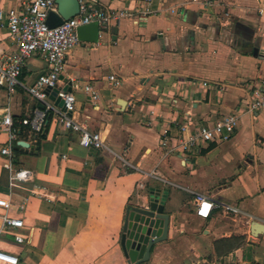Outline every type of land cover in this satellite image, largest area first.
Instances as JSON below:
<instances>
[{"label": "crops", "instance_id": "obj_1", "mask_svg": "<svg viewBox=\"0 0 264 264\" xmlns=\"http://www.w3.org/2000/svg\"><path fill=\"white\" fill-rule=\"evenodd\" d=\"M30 1L0 0V12ZM101 1L128 15L102 27L98 42L69 52L61 90L76 98L74 120L100 133L103 145H82L80 132L52 113L40 149L35 130L14 137L31 146H20L15 168L31 170L33 179L11 188L1 154L11 137L0 126V214L26 226L5 232L0 219V251L18 258L0 264H130L121 246L125 216L151 188L166 194L170 225L143 264H264V232L251 233L253 222L264 225V109L248 111L253 92H264V0ZM16 49L4 15L0 60ZM46 71L33 57L21 80L30 85ZM33 107L43 108L24 88H0V115L10 110L16 118ZM230 114L240 120L229 138L221 130L185 157L162 146L165 135L177 146L185 123L196 130ZM198 194L226 206L204 217ZM234 235L248 244L218 260L215 242Z\"/></svg>", "mask_w": 264, "mask_h": 264}, {"label": "built area", "instance_id": "obj_2", "mask_svg": "<svg viewBox=\"0 0 264 264\" xmlns=\"http://www.w3.org/2000/svg\"><path fill=\"white\" fill-rule=\"evenodd\" d=\"M80 9L74 17L65 20L61 25L51 27L47 20L51 12H58L56 0H31L22 8H11L6 13L0 12V18L7 17V27L10 36L16 44V51L4 56L0 60V88H4L10 94L15 93L18 88H24L26 93L42 104V109H37L36 117L32 121L25 120L36 132H41L44 127L45 115L49 112L58 116L67 129L81 134V144L85 146H102L103 141L100 133L91 132L82 123L74 120L73 114L76 108V98L72 93L61 90L62 76L65 71L67 57L81 40L78 28L91 23H98L100 28H107L113 22H118L128 15L126 10L112 11L102 5L101 0H78ZM101 32V31H100ZM39 57L47 64V71L40 74L30 85H24L21 77L26 62ZM116 82L115 76L110 78ZM208 86V83H204ZM57 91V92H56ZM85 92L90 100L96 102L99 94L92 86H86ZM55 99L52 100L51 97ZM254 99L248 106L250 113H256L264 109V92L257 88L253 92ZM57 98L63 101L62 106L55 103ZM43 111V112H42ZM238 114H230L223 117L214 124L201 125L196 130H191L189 124L180 127L181 138L177 146H171L169 138L165 135L162 139L163 148L167 153L180 152L182 156L193 154L204 144L219 139L221 130H225V138L231 137L239 125ZM0 126L10 134V142L1 150V154L7 156L6 167L10 171V187H17L19 183L28 182L33 179V172L26 168H15L13 140L16 135L14 116L10 110L0 115ZM198 213L208 217L212 210L226 206L203 194L197 195ZM3 231L24 230L25 222L22 218L13 217L7 213L0 214ZM18 243L27 242L22 235H16ZM0 261L17 263L18 258L0 251Z\"/></svg>", "mask_w": 264, "mask_h": 264}, {"label": "water", "instance_id": "obj_3", "mask_svg": "<svg viewBox=\"0 0 264 264\" xmlns=\"http://www.w3.org/2000/svg\"><path fill=\"white\" fill-rule=\"evenodd\" d=\"M58 12H51L48 17V24L51 27L61 25L65 20L74 17L79 13L80 5L78 0H56ZM100 25L91 23L78 28V35L81 41L96 43L99 41ZM62 78V77H61ZM57 92V91H56ZM54 99V97H51ZM59 106L63 105L61 98L57 101ZM121 106L124 102H119ZM19 146L30 148L25 140L20 141ZM166 194L161 199V190L151 188L148 199L142 206H130L127 209L121 246L130 264H143L150 260L153 247L168 239L170 214L165 212ZM264 232V225L253 222L251 233L259 236Z\"/></svg>", "mask_w": 264, "mask_h": 264}, {"label": "trees", "instance_id": "obj_4", "mask_svg": "<svg viewBox=\"0 0 264 264\" xmlns=\"http://www.w3.org/2000/svg\"><path fill=\"white\" fill-rule=\"evenodd\" d=\"M31 97V96H30ZM27 102H25V108L27 107ZM36 108H27L20 117L14 118L15 128H16V137L25 138L29 133L33 132V129L30 124H25L24 121H32L35 117ZM52 119V113L47 114V125H44L43 129L39 133H35L36 146L40 149L42 140L46 139L47 131L50 126ZM18 141H14L13 144V153H14V165L19 166V156L21 153V147L18 145ZM248 244L245 236H231L229 238H222L215 242V254L218 260L224 258L226 255L234 252L237 249L244 248Z\"/></svg>", "mask_w": 264, "mask_h": 264}]
</instances>
